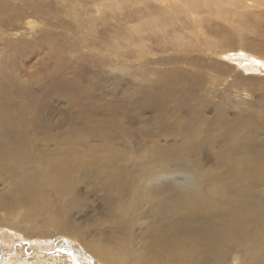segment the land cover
<instances>
[{
    "label": "rangeland",
    "instance_id": "obj_1",
    "mask_svg": "<svg viewBox=\"0 0 264 264\" xmlns=\"http://www.w3.org/2000/svg\"><path fill=\"white\" fill-rule=\"evenodd\" d=\"M263 65L264 0H0V117H7L0 133L8 128L20 132L23 148L33 155L20 171L12 164L5 169L1 159L0 264H13L34 253L47 258L67 248L80 263L105 264L89 247L60 234L54 224L46 225V218L49 213H56L60 221L68 218L86 230L92 244L104 231L116 234L105 223L109 209L100 201L101 192H90L89 187L96 175L108 180L99 167L112 153L127 170V179L167 160L213 170L217 175L204 186L209 191L222 180L219 155L224 148L188 147L179 131L189 132L178 125L189 118L185 105L190 100L209 101L201 113L204 120L219 113L230 120L240 108L264 119ZM173 80L180 83L179 93L187 85L184 95L170 91ZM167 95H172L173 103L163 104ZM218 102L226 105L221 111L215 108ZM70 148L68 153L75 150L80 158L75 169L63 171V176L75 179L72 204L68 194L52 193L41 172L56 168ZM23 168H39L34 177L40 198L34 207L42 210L29 213L26 204L6 208L3 197ZM158 183L157 190L166 195L169 185L181 184L182 177L175 171ZM158 222L159 217L150 215L148 223L137 226L133 255ZM179 223L178 214H169L165 241L178 239ZM44 225L47 230L41 232ZM28 230L49 232L42 238L19 233ZM228 256L224 264H239L234 255ZM262 259L264 254L258 262Z\"/></svg>",
    "mask_w": 264,
    "mask_h": 264
},
{
    "label": "bare ground",
    "instance_id": "obj_2",
    "mask_svg": "<svg viewBox=\"0 0 264 264\" xmlns=\"http://www.w3.org/2000/svg\"><path fill=\"white\" fill-rule=\"evenodd\" d=\"M38 8L42 9V6ZM169 83L171 92H175L176 86L180 84L178 80ZM185 87H182L180 93L177 90L179 95L185 93L188 88ZM167 96L164 98L161 96L163 104L174 99L172 95ZM173 102L174 100L171 103ZM187 102L185 106L189 118L184 123L176 124L188 130L189 133L179 131V134L182 135L183 141L184 138L188 139V147L191 148L202 151L209 146L224 148L222 154L219 155V164L223 174H219L218 177H222V180L215 181L207 191L204 188L205 183L217 175L213 173V170L208 172L209 169L205 171L202 167L195 169L190 161L180 165L175 160H167L163 165H155L135 178L127 179L124 176L127 170L115 160L116 153H112L102 159L99 167L100 172L108 176V180L96 175L97 181L89 187H91L90 192H101L103 199L99 200H103L109 209L105 223L109 222L111 230L116 234H105L104 231L105 233L103 232L102 236L97 238L96 243L92 244L85 237L86 230L82 231L76 227L77 224L74 225L70 223L71 221H67L68 218L60 221L56 213L47 215L46 225L54 224L60 234L68 235L73 240H78L79 245L89 247L93 255L105 264H181L185 260L187 264H224L228 255H234L233 257L239 260V264H264V259L258 262V258L264 254V119L258 117L260 115L257 113L255 116L251 110L240 108L239 115L230 120L222 113L218 114L220 116H215L213 120H204L206 117L201 113L205 107L209 106V101L196 103L190 100ZM224 105V102H218L215 108L221 111L225 108ZM185 106H182L183 110ZM6 119L7 117H0V124ZM11 139L12 143L8 144ZM23 145L20 142V132H12L8 128L0 133V163L3 162L1 159H4L5 169L8 168L7 165L12 164L14 170L20 171V165L33 157L32 153L30 154L23 148ZM70 150L71 148L66 151L61 162L55 164L56 168L49 166L41 169V172L52 193L55 195L68 194L70 204H72L76 197L72 195L75 179L63 176L65 174L63 171L66 167H77L80 164V158L79 154H75V150L68 153ZM38 169L23 168L22 174L15 176V186L12 185L5 193L6 198L3 197L8 203L6 208L14 209L26 204L29 213L43 209L41 206L34 207L39 204L40 198L36 190L38 182L34 177ZM175 171L182 177V183L170 184L166 189L169 194L163 195L165 193L162 190V192L157 190H160L157 182L161 177L175 173ZM0 203H2L1 200ZM169 214H178L180 219L176 230L178 239L175 241H165L169 238L165 227V220ZM26 215H23L22 220L28 227L31 226L34 229L35 225L32 221H27ZM150 215L159 217V222L156 223L157 226L154 225L148 237L141 239L145 245L138 255H133L132 241L135 229L140 224L148 223ZM45 227V225L39 227L41 232L47 230ZM28 231L31 232L19 233L29 238H42L49 232L37 234L33 230ZM67 249L61 250L62 254L56 253L47 258L40 253H34L24 259L16 258L12 263L88 264L80 263V258L75 260L70 257L69 249ZM233 249L236 250L231 252L230 250ZM257 250H261L262 253ZM236 251H241V254H235Z\"/></svg>",
    "mask_w": 264,
    "mask_h": 264
}]
</instances>
